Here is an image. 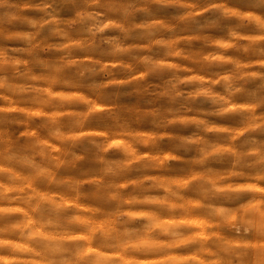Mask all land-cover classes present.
<instances>
[{"label":"clouds","instance_id":"9594fccd","mask_svg":"<svg viewBox=\"0 0 264 264\" xmlns=\"http://www.w3.org/2000/svg\"><path fill=\"white\" fill-rule=\"evenodd\" d=\"M0 264H264V0H0Z\"/></svg>","mask_w":264,"mask_h":264}]
</instances>
